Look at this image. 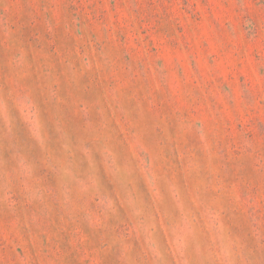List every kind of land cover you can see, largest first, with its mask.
<instances>
[{"label":"rangeland","instance_id":"1","mask_svg":"<svg viewBox=\"0 0 264 264\" xmlns=\"http://www.w3.org/2000/svg\"><path fill=\"white\" fill-rule=\"evenodd\" d=\"M0 264H264V0H0Z\"/></svg>","mask_w":264,"mask_h":264}]
</instances>
